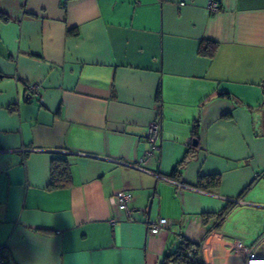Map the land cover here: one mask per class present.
<instances>
[{
    "label": "crops",
    "instance_id": "0c3cea01",
    "mask_svg": "<svg viewBox=\"0 0 264 264\" xmlns=\"http://www.w3.org/2000/svg\"><path fill=\"white\" fill-rule=\"evenodd\" d=\"M209 1L0 0L8 264H162L182 243L200 264L244 263L264 234V0ZM53 159L68 186L49 187Z\"/></svg>",
    "mask_w": 264,
    "mask_h": 264
},
{
    "label": "built area",
    "instance_id": "2783aa9c",
    "mask_svg": "<svg viewBox=\"0 0 264 264\" xmlns=\"http://www.w3.org/2000/svg\"><path fill=\"white\" fill-rule=\"evenodd\" d=\"M183 4V3H182ZM209 10L214 13L219 11L220 3L217 0H211L208 4ZM38 85L36 83H30L28 86L29 91L32 94L37 93ZM158 137V125L155 122L149 124L147 133H146V140L149 144V150L147 154L150 155L153 149H155L156 144L155 141ZM193 142L192 138L187 140V146H189ZM134 167L138 169H142L140 166ZM148 172V171H147ZM165 178V177H162ZM182 185V184H181ZM184 186V185H182ZM187 187V186H185ZM131 201V197L126 192H117L112 197V202L117 212L120 211H128V204ZM115 219H111V223L114 222ZM167 226V219L166 218H159L157 221L151 223L148 227L150 233H158L160 230ZM2 249L3 247L0 246V264H8L2 257ZM242 257L244 258L243 264H259L264 263V234H262L255 243H253L249 248L242 251ZM191 264H198L197 260L194 257H190Z\"/></svg>",
    "mask_w": 264,
    "mask_h": 264
},
{
    "label": "trees",
    "instance_id": "16d2710c",
    "mask_svg": "<svg viewBox=\"0 0 264 264\" xmlns=\"http://www.w3.org/2000/svg\"><path fill=\"white\" fill-rule=\"evenodd\" d=\"M216 50H217L216 42L210 41V40H202L198 47L197 52L201 56L211 58L212 56H214ZM223 95L228 96L225 93H223L222 96ZM194 138L197 139V132L193 134L192 139ZM197 148H198V145L194 146L193 142H191V144L188 146L187 153L179 161V163L176 165L174 170L178 171L180 168H182L183 165L187 162V160H189L191 157L194 156ZM50 168H51L50 169V183H49L50 188L64 187V186L69 185L70 171H69V167H68L66 160L53 159L51 162ZM203 180H204V177H199V185H201ZM207 181L210 185H216L219 182V177L218 175H209ZM189 250H190L189 245L182 243V245L174 253L166 254L164 256L162 264H170V263L191 264V260L188 255ZM197 263L200 264L198 261Z\"/></svg>",
    "mask_w": 264,
    "mask_h": 264
},
{
    "label": "water",
    "instance_id": "95a60500",
    "mask_svg": "<svg viewBox=\"0 0 264 264\" xmlns=\"http://www.w3.org/2000/svg\"><path fill=\"white\" fill-rule=\"evenodd\" d=\"M193 145H194V146H197V145H198V141H197V139H193ZM170 264H174V263H170Z\"/></svg>",
    "mask_w": 264,
    "mask_h": 264
},
{
    "label": "clouds",
    "instance_id": "9594fccd",
    "mask_svg": "<svg viewBox=\"0 0 264 264\" xmlns=\"http://www.w3.org/2000/svg\"><path fill=\"white\" fill-rule=\"evenodd\" d=\"M259 264H264V263H259Z\"/></svg>",
    "mask_w": 264,
    "mask_h": 264
}]
</instances>
